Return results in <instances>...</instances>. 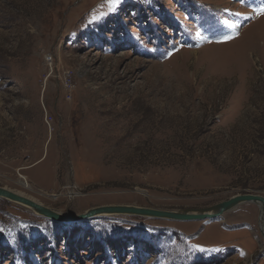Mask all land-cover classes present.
<instances>
[{
	"label": "rangeland",
	"instance_id": "1",
	"mask_svg": "<svg viewBox=\"0 0 264 264\" xmlns=\"http://www.w3.org/2000/svg\"><path fill=\"white\" fill-rule=\"evenodd\" d=\"M262 7L0 0V187L67 215L264 196ZM263 213L60 223L0 197V264H264Z\"/></svg>",
	"mask_w": 264,
	"mask_h": 264
},
{
	"label": "water",
	"instance_id": "2",
	"mask_svg": "<svg viewBox=\"0 0 264 264\" xmlns=\"http://www.w3.org/2000/svg\"><path fill=\"white\" fill-rule=\"evenodd\" d=\"M0 197H5L7 199L30 205L34 211L38 214H41L49 219H52L55 222L66 223V222H76L84 219L93 218L98 215L100 212H107L109 214H137V215H146L154 216L161 218H169L174 220H206V219H215L224 215V213L231 211L242 203L253 202L260 206V214L262 209L264 211V196L256 194H238L229 200L222 201L216 205L194 210H184V211H166V210H155L147 209L136 206H104L90 209L85 214L81 215H67L60 213L59 211L52 210L30 198H27L23 195L17 194L14 191H11L7 188L0 187ZM215 212H212V211ZM264 214V213H263ZM261 217V216H260ZM263 230V229H262Z\"/></svg>",
	"mask_w": 264,
	"mask_h": 264
},
{
	"label": "snow or ice",
	"instance_id": "3",
	"mask_svg": "<svg viewBox=\"0 0 264 264\" xmlns=\"http://www.w3.org/2000/svg\"><path fill=\"white\" fill-rule=\"evenodd\" d=\"M109 3L111 4H117L119 3V0H108ZM258 11L261 13V14H264V7L262 8H259ZM230 37H225V39H229Z\"/></svg>",
	"mask_w": 264,
	"mask_h": 264
},
{
	"label": "bare ground",
	"instance_id": "4",
	"mask_svg": "<svg viewBox=\"0 0 264 264\" xmlns=\"http://www.w3.org/2000/svg\"><path fill=\"white\" fill-rule=\"evenodd\" d=\"M94 141V140H93ZM22 195V194H21ZM28 198V197H27ZM27 205V204H26ZM30 207V205H28ZM32 208V207H31ZM212 212H215L214 210Z\"/></svg>",
	"mask_w": 264,
	"mask_h": 264
}]
</instances>
